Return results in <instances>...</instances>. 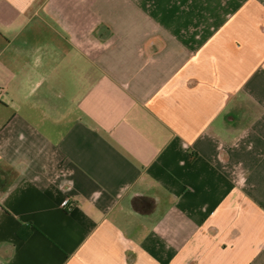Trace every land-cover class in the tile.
I'll return each mask as SVG.
<instances>
[{
  "label": "crops",
  "instance_id": "obj_1",
  "mask_svg": "<svg viewBox=\"0 0 264 264\" xmlns=\"http://www.w3.org/2000/svg\"><path fill=\"white\" fill-rule=\"evenodd\" d=\"M179 12L0 0V264H264V0Z\"/></svg>",
  "mask_w": 264,
  "mask_h": 264
},
{
  "label": "rangeland",
  "instance_id": "obj_2",
  "mask_svg": "<svg viewBox=\"0 0 264 264\" xmlns=\"http://www.w3.org/2000/svg\"><path fill=\"white\" fill-rule=\"evenodd\" d=\"M159 1H160V5L165 4V8L168 7L170 8L175 7V9L179 8L180 19L184 17L185 18L188 17V20L190 17L191 19H193L192 11L194 9H204L207 3V0H159Z\"/></svg>",
  "mask_w": 264,
  "mask_h": 264
},
{
  "label": "trees",
  "instance_id": "obj_3",
  "mask_svg": "<svg viewBox=\"0 0 264 264\" xmlns=\"http://www.w3.org/2000/svg\"><path fill=\"white\" fill-rule=\"evenodd\" d=\"M12 177H13V175H12ZM7 183H10V181L7 182ZM142 199H143L142 197H135V198L132 200V205H133L134 209H136V210H139V209H140V204L142 203V202H141Z\"/></svg>",
  "mask_w": 264,
  "mask_h": 264
},
{
  "label": "built area",
  "instance_id": "obj_4",
  "mask_svg": "<svg viewBox=\"0 0 264 264\" xmlns=\"http://www.w3.org/2000/svg\"><path fill=\"white\" fill-rule=\"evenodd\" d=\"M68 200H66L65 202H64V206H66V205H68Z\"/></svg>",
  "mask_w": 264,
  "mask_h": 264
}]
</instances>
